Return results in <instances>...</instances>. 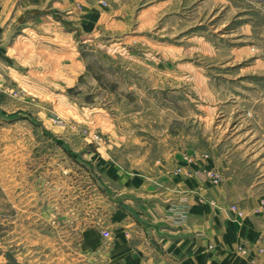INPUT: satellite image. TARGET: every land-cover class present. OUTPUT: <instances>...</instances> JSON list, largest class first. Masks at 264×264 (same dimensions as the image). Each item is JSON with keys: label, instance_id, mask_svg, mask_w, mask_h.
<instances>
[{"label": "rangeland", "instance_id": "rangeland-1", "mask_svg": "<svg viewBox=\"0 0 264 264\" xmlns=\"http://www.w3.org/2000/svg\"><path fill=\"white\" fill-rule=\"evenodd\" d=\"M191 165L264 264V1L0 0V264H116L112 170Z\"/></svg>", "mask_w": 264, "mask_h": 264}, {"label": "crops", "instance_id": "crops-1", "mask_svg": "<svg viewBox=\"0 0 264 264\" xmlns=\"http://www.w3.org/2000/svg\"><path fill=\"white\" fill-rule=\"evenodd\" d=\"M178 164L173 163L174 170ZM111 175L115 236L110 257L114 263L164 264L174 256L183 264H241L239 248L248 236L247 221L228 210L236 199L229 182L214 186L200 180L192 165L179 175L163 174L156 179L114 170ZM244 199L239 207L247 206ZM171 200L187 202L184 223L178 224L168 210ZM127 203L129 212L121 205ZM88 233L96 236L94 230Z\"/></svg>", "mask_w": 264, "mask_h": 264}, {"label": "built area", "instance_id": "built-area-1", "mask_svg": "<svg viewBox=\"0 0 264 264\" xmlns=\"http://www.w3.org/2000/svg\"><path fill=\"white\" fill-rule=\"evenodd\" d=\"M104 236H105V238L109 239L111 237V234H110V232L106 231V232H104Z\"/></svg>", "mask_w": 264, "mask_h": 264}]
</instances>
